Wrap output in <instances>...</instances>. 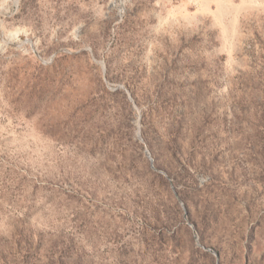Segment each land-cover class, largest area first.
I'll return each mask as SVG.
<instances>
[{
  "label": "rangeland",
  "instance_id": "rangeland-1",
  "mask_svg": "<svg viewBox=\"0 0 264 264\" xmlns=\"http://www.w3.org/2000/svg\"><path fill=\"white\" fill-rule=\"evenodd\" d=\"M0 264H264V0H0Z\"/></svg>",
  "mask_w": 264,
  "mask_h": 264
}]
</instances>
